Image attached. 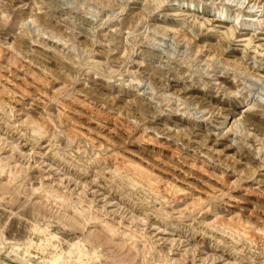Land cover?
<instances>
[{
  "label": "rangeland",
  "instance_id": "rangeland-1",
  "mask_svg": "<svg viewBox=\"0 0 264 264\" xmlns=\"http://www.w3.org/2000/svg\"><path fill=\"white\" fill-rule=\"evenodd\" d=\"M34 227L85 264H264V0H0V259Z\"/></svg>",
  "mask_w": 264,
  "mask_h": 264
},
{
  "label": "bare ground",
  "instance_id": "bare-ground-1",
  "mask_svg": "<svg viewBox=\"0 0 264 264\" xmlns=\"http://www.w3.org/2000/svg\"><path fill=\"white\" fill-rule=\"evenodd\" d=\"M238 16L239 15L237 14V17ZM259 24L260 23H258V25ZM146 48L147 49L146 51H143V54L148 59H151L150 57L153 56L154 51L149 47ZM144 79L145 81H148L152 91H156L160 86H162L159 84V80L154 74L148 73L147 77ZM142 80H139L138 83H140ZM58 127L67 133V138L69 141L72 142L75 140V126L70 118H61L60 125ZM30 129L34 134H42V127L37 122H33L30 126ZM120 165L121 169L124 170L121 178L124 179L128 184L131 186L141 187L152 197L163 198L161 196L159 177L153 171L141 166L140 164L128 160H122ZM164 189L172 193L179 191L175 185L172 186L171 184H166ZM46 229L47 227H34L31 234L32 238H29L23 243H17L11 248V251L14 254L13 256L25 264H85L98 261L96 250L94 249L92 252H90V250L85 247L83 241H76L75 243L71 244L70 247L72 249H68L63 252L56 251L55 247L49 243L52 235L49 234ZM0 264L6 263L4 260L0 259Z\"/></svg>",
  "mask_w": 264,
  "mask_h": 264
}]
</instances>
